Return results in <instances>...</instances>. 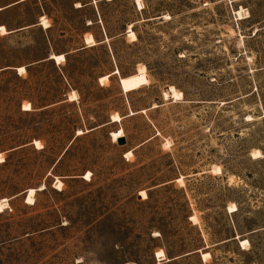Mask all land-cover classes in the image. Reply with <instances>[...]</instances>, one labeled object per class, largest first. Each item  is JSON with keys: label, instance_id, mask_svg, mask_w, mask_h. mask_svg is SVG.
Here are the masks:
<instances>
[{"label": "rangeland", "instance_id": "374dc122", "mask_svg": "<svg viewBox=\"0 0 264 264\" xmlns=\"http://www.w3.org/2000/svg\"><path fill=\"white\" fill-rule=\"evenodd\" d=\"M2 198L0 264H264V0H0Z\"/></svg>", "mask_w": 264, "mask_h": 264}, {"label": "bare ground", "instance_id": "6f19581e", "mask_svg": "<svg viewBox=\"0 0 264 264\" xmlns=\"http://www.w3.org/2000/svg\"><path fill=\"white\" fill-rule=\"evenodd\" d=\"M233 12H234V11H233ZM244 13H245L244 10L240 8L239 11H237L236 13L234 12V15L236 14V15H239V16H244ZM241 18H243V17H241ZM41 22H42L43 27H47V26H48V24H47V22L45 21L44 18L41 19ZM55 57H56V56H55L54 54H51V55L49 56V58H51V59H54ZM18 72L23 73V72H24V67H22V66L18 67ZM76 98H77V95H76V93L73 91L72 94L69 96V99H70V100H74V99H76ZM154 106H155V105H154ZM142 111H144V110H142ZM130 113L132 114V112H130ZM110 119H111V121H119V120H120V117L118 116V114H113V115L110 116ZM248 119H249V117H248ZM79 133H81V131L78 130V131H77V134H79ZM121 136H123V133H122V129H121V128H119L118 130H116V131H114V132L111 133V138H112L113 140L116 139V141H117V139H118L119 137H121ZM176 181H178V183H179V182H182V178L179 177V178L176 179ZM34 193H35V189H34V188H29V189H27L26 194H25V197H24V202H25L26 204H33V202H34ZM6 206H7V199H6V198H2V199H0V212H1ZM166 259H167V258H166ZM167 260H168V259H167Z\"/></svg>", "mask_w": 264, "mask_h": 264}, {"label": "water", "instance_id": "95a60500", "mask_svg": "<svg viewBox=\"0 0 264 264\" xmlns=\"http://www.w3.org/2000/svg\"><path fill=\"white\" fill-rule=\"evenodd\" d=\"M117 143L120 144V145L124 144V143H125V139H124V137H123V136L119 137V138L117 139ZM168 261H169V259H168Z\"/></svg>", "mask_w": 264, "mask_h": 264}, {"label": "trees", "instance_id": "16d2710c", "mask_svg": "<svg viewBox=\"0 0 264 264\" xmlns=\"http://www.w3.org/2000/svg\"><path fill=\"white\" fill-rule=\"evenodd\" d=\"M106 122H107V121H106ZM101 123H102V122H101ZM101 123H100V124H101ZM168 258H170V259H171L172 257H168Z\"/></svg>", "mask_w": 264, "mask_h": 264}, {"label": "crops", "instance_id": "0c3cea01", "mask_svg": "<svg viewBox=\"0 0 264 264\" xmlns=\"http://www.w3.org/2000/svg\"><path fill=\"white\" fill-rule=\"evenodd\" d=\"M2 9H3V8H2ZM3 26H4V25H3ZM48 57H49V55H48ZM48 57H47V58H48ZM48 59H49V58H48Z\"/></svg>", "mask_w": 264, "mask_h": 264}]
</instances>
